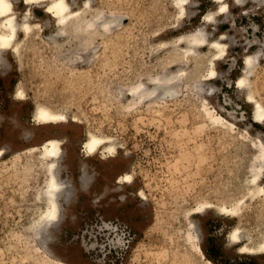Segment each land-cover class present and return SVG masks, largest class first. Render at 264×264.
Returning <instances> with one entry per match:
<instances>
[{"label": "rangeland", "instance_id": "obj_1", "mask_svg": "<svg viewBox=\"0 0 264 264\" xmlns=\"http://www.w3.org/2000/svg\"><path fill=\"white\" fill-rule=\"evenodd\" d=\"M92 2L121 16L120 28L92 37L85 47L83 35L76 42L62 33L51 41L52 20L44 21L49 15L36 8L33 34L0 65V264H264V253L236 251L225 242L239 222L251 231L264 222V196L240 217L213 208L195 212V259L183 242L193 232L187 212L203 203L232 205L244 196L234 183L252 147L247 141L250 133L264 138V123L254 122L237 84L244 56L260 50L251 89L264 105V0H243L208 28L227 43L216 75L204 82L210 111L197 105L190 87L167 99L140 100L123 91L176 69L164 41L199 25L210 0H192L179 21L171 0ZM16 3L24 7L23 0ZM39 104L67 111L69 121L37 124ZM218 115L234 128L213 125ZM90 133L117 137L123 148L110 160L89 156L84 141ZM51 138L60 139L58 183L70 192L60 199L46 243L25 222L39 211L36 191L47 178L35 154ZM125 172L132 180L115 184Z\"/></svg>", "mask_w": 264, "mask_h": 264}, {"label": "bare ground", "instance_id": "obj_2", "mask_svg": "<svg viewBox=\"0 0 264 264\" xmlns=\"http://www.w3.org/2000/svg\"><path fill=\"white\" fill-rule=\"evenodd\" d=\"M23 1L24 7L19 8L16 5V0H0L1 66L6 53H19L24 39L33 34L34 26H36V22L38 21L34 12L36 8H43L44 12L49 15V18L47 17L44 21L48 20L51 22L52 20L53 31H49L51 34L49 33L47 35L48 39L52 38L51 36L66 33L67 39L70 38V35H73L74 38L76 37L75 39L77 42V36L83 35L82 40L84 38L86 41H83L84 43L81 47L87 46L91 38L96 35H103L106 37L110 31L113 32L120 28L123 23V18L121 16L103 13L98 5L94 6L92 2L93 0ZM171 1L173 9L175 10V20H183L188 14V7L192 3V0ZM210 1L212 2V5L203 14L199 25L173 37L170 42H168V40L164 41L167 49H169L175 56V61L173 62L177 65L176 69L166 71L165 73L151 77L150 79H141L132 87H125L123 90L124 92H131L134 97L139 98L140 100L150 99L155 95H160V97L167 99L178 96L183 88L190 87L197 96V100L195 99L197 105L200 106L203 111L213 110V107L211 108L209 102H207V97L203 95V91L205 90L204 82L216 75V63L224 56L227 43L223 39L225 37L223 33L214 36L208 28L210 25H217L223 14L229 12L233 5L242 4L243 0ZM61 37L62 36H60V39ZM53 39L56 38L50 40L52 41ZM57 41L60 43L59 40H56L55 42L57 43ZM62 41L61 43H64ZM160 44H163V42H160ZM74 50L73 52H75ZM60 52H64V50ZM82 52L86 53V51ZM67 53L69 52L67 51ZM75 53H77L78 57V52L76 51ZM80 56L82 57V53ZM259 57L260 50L254 53L249 52L244 56V66L241 75L237 79V84L241 90L245 91V96L253 110L252 115L254 122L264 123V105L253 96L251 89V79L253 78L252 75L260 61ZM66 59H70V57H67ZM19 89L17 90V94L21 96V89ZM207 92L208 90H206V95ZM193 103H195V101ZM69 118L70 116L67 111L58 110L57 107H52L46 104H39L34 110V121L37 124H44V126L47 124L49 126H55V124L66 122ZM213 125L224 129H233L235 124L227 118L218 115V117L213 120ZM243 131L245 132V130ZM243 131L241 130L240 133ZM249 137L247 144H251L252 147L250 148L248 146L249 154L246 157L242 168L238 171L237 179L234 183L235 190H245L244 196L237 201H234L232 205H211L209 203H203L193 211L186 213L189 219L188 227H190V230L193 232H190L191 234H189L183 242L188 247L189 254L193 259H195V253H197V244L195 242L197 237L195 232H198V224L193 216L195 212H201L206 208H213L222 214H232L240 217L243 209L251 201L264 196V187L261 183L264 176V138L260 133L257 135L250 133ZM42 146L43 148L36 151L35 154L37 159L39 158L44 162L43 168L47 176L45 183L39 186L36 191L40 203V209L37 213L30 216L28 221H26V219L24 221H26L25 223L27 227H32L35 230L38 238L46 242L50 237L51 228L54 226L61 213L60 199L69 196L70 190L61 188V183H58L61 181H59V179H61V174L58 170L59 168L56 166V162L58 161V151L61 148L60 139L51 138L44 142ZM84 148L87 155L93 156L94 158L98 157L105 161L116 157L121 148H123V144L117 137L90 133L84 141ZM1 153L2 149H0V155ZM82 166L84 167V164H82ZM132 176V172H125L117 177L115 184L129 182L132 180ZM88 177V174L82 175L81 181L85 183L88 182ZM240 224L241 223L239 222L234 225L231 231H229L225 239L226 244L233 246L236 251L247 252L254 255L263 254L264 222H261L258 227L255 226V231H251L249 227L243 228ZM207 264L214 263L208 261Z\"/></svg>", "mask_w": 264, "mask_h": 264}, {"label": "built area", "instance_id": "obj_3", "mask_svg": "<svg viewBox=\"0 0 264 264\" xmlns=\"http://www.w3.org/2000/svg\"><path fill=\"white\" fill-rule=\"evenodd\" d=\"M124 240H123V243H124V245H127V244H129L130 243V237L129 238H127L126 236H124V238H123Z\"/></svg>", "mask_w": 264, "mask_h": 264}]
</instances>
